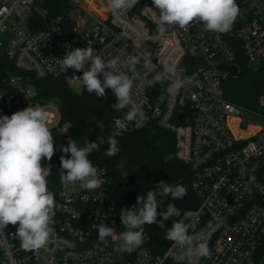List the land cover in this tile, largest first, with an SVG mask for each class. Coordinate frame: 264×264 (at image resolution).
<instances>
[{
    "label": "built area",
    "instance_id": "2783aa9c",
    "mask_svg": "<svg viewBox=\"0 0 264 264\" xmlns=\"http://www.w3.org/2000/svg\"><path fill=\"white\" fill-rule=\"evenodd\" d=\"M69 1L70 22L58 17L35 28L30 23L35 0H0V76L2 69L10 70L9 65L2 66V55L27 74L7 79L20 89L22 110L28 106L45 109L55 103L37 97L29 83L30 73L64 75L70 83H80L74 78L82 76V71L59 72L66 46L93 47L105 59L115 54L123 60L127 55L151 53L158 71L163 70L159 60L171 56L188 79L186 86L176 97L165 91L167 83L150 86L154 73L145 75L141 58L137 73L130 76L133 100L146 120L137 125L119 116L115 124L119 121L124 130H136L156 121L175 133L177 157L189 164L191 186L199 199L194 231L203 236L211 251L210 257L195 264H264V91L257 99L259 111L245 112L226 98L224 89V81L239 74L240 58L256 69L264 66V0H237L240 15L231 31L219 39L197 23L188 31L166 26L160 32L158 13L144 9L154 7L152 0H139L118 16L107 10V0ZM221 65L235 66L237 72L229 73ZM89 68L90 64L85 66ZM45 110L48 124L53 123L54 113ZM61 128L64 144L68 143V125ZM104 172V184L93 192L78 185L65 188L53 182L50 173L48 189L58 207L49 243L39 251H23L15 236L18 224H9L5 237H0V264H176L173 253L180 250L172 249L173 241L159 252L144 236L141 247L121 253L110 238L106 243L98 239L101 221L117 233L125 231L120 202Z\"/></svg>",
    "mask_w": 264,
    "mask_h": 264
},
{
    "label": "clouds",
    "instance_id": "9594fccd",
    "mask_svg": "<svg viewBox=\"0 0 264 264\" xmlns=\"http://www.w3.org/2000/svg\"><path fill=\"white\" fill-rule=\"evenodd\" d=\"M138 3L139 0H107L106 7L114 16H118ZM152 3L154 7L144 9L149 13H158L160 32H164L166 26L188 31L190 25L197 23L202 24L204 31L215 33L217 39L231 31L241 11L237 0H152ZM66 47V54L59 61V72L65 73L68 69L82 71L83 75L74 79L88 93L100 98H105V90L111 89L117 100L112 105L113 110L127 108L123 119L129 123L140 125L146 120L144 111L133 100V78L130 76V73H137L141 58L145 75L154 73L148 81L149 85L167 83L165 91L170 97H176L188 83L171 56L159 60L163 70L158 71L151 53L127 55L123 60L119 54H115L105 59L93 47ZM88 64L90 68L85 70ZM100 75L103 76L102 80ZM48 120L49 115L42 106H28L10 117L0 115V237H5L4 229L9 224H18L15 236L23 251L45 248L54 233L58 205L54 193L48 189L47 177L51 173V166L42 165V161H51L56 151ZM122 130L124 125L117 121L107 139L104 156L113 157L119 153L116 137L121 135ZM104 144L105 138L101 135L98 142L87 140L82 147L75 140L61 146L64 155L60 157V183L65 188L78 185L88 192L100 189L104 184L102 177L105 172L93 165L89 155ZM123 166L121 162L116 168L120 170ZM124 175L128 176L127 173ZM157 195L183 199L187 189L182 184L173 186L160 181L147 191L146 198L138 195L136 205L121 210L119 216L125 231L117 233L113 227L101 221L97 226L98 239L106 243L110 238L116 243V251L132 252L144 243L145 225L157 223L158 216L161 218L160 227H164V222L169 218H177L165 233V238L174 242L172 249L180 250L173 253L176 264H195L201 258L210 257L207 242L194 231L199 213L185 210L181 215V210L174 204H168L166 209L158 212L162 202L157 200ZM190 230H193L191 234Z\"/></svg>",
    "mask_w": 264,
    "mask_h": 264
},
{
    "label": "trees",
    "instance_id": "16d2710c",
    "mask_svg": "<svg viewBox=\"0 0 264 264\" xmlns=\"http://www.w3.org/2000/svg\"><path fill=\"white\" fill-rule=\"evenodd\" d=\"M71 10L69 0H35L30 23L32 21L35 28H40L58 17H62L64 22H70L67 17ZM1 64L9 65L10 70L2 69L0 76V115L10 117L16 111L22 110L23 105L19 87L8 84L7 79L10 75L27 74L14 68L6 55H2ZM240 65L239 74L224 81L225 96L245 112H257V99L264 91V77L247 78L252 71L250 64L240 58ZM99 78L102 80L103 76ZM29 83L35 88L37 97L42 102L53 101L57 104L59 125H68V136L78 146H84L87 140L98 142L103 135L105 144L91 153L89 159L94 166L106 171L111 192L119 200L121 210L136 205L138 195L146 198L147 191L162 180L173 186L182 184L187 189V195L183 199L160 196L158 201L162 203L157 209L158 212L166 209L168 204H174L180 209L181 215L185 210L197 209L199 199L191 186L193 173L189 164L177 157L175 133L161 127L156 121L141 129L122 130L121 135L116 137L119 153L113 157L104 156L103 152L108 147L107 139L116 126L115 119L125 114V109L113 110L112 105L117 100L110 89L105 90V98H100L94 93H88L81 84L80 90H75L64 75L38 77L30 73ZM63 146H67V143ZM54 147L56 151L51 161L45 160L42 163L51 166L52 181L60 183V157L64 153L56 143ZM68 156L70 157V153ZM121 162L124 166L117 170L116 165ZM160 219L158 216L157 223L144 226V236L149 237L150 244L159 252L164 251L171 243L165 238V233L177 218H169L164 222V227L159 226Z\"/></svg>",
    "mask_w": 264,
    "mask_h": 264
},
{
    "label": "rangeland",
    "instance_id": "374dc122",
    "mask_svg": "<svg viewBox=\"0 0 264 264\" xmlns=\"http://www.w3.org/2000/svg\"><path fill=\"white\" fill-rule=\"evenodd\" d=\"M250 69L252 71L248 73L247 78L261 79L262 77H264V69L257 70L255 64H251ZM71 84L75 90H80L81 88L80 83H71ZM45 109L51 110L55 115L54 121L53 123L49 124V127L52 128L51 132L54 138V143H56L59 147H61L64 145L65 134L59 125L60 114L57 104L53 103L52 105L46 107Z\"/></svg>",
    "mask_w": 264,
    "mask_h": 264
},
{
    "label": "water",
    "instance_id": "95a60500",
    "mask_svg": "<svg viewBox=\"0 0 264 264\" xmlns=\"http://www.w3.org/2000/svg\"><path fill=\"white\" fill-rule=\"evenodd\" d=\"M222 69H225L226 71H228L229 73H236L237 72V68L235 66L233 67H230V66H224V65H221L220 66ZM264 66L263 65H260L257 67V70H261L263 69ZM161 195H157V200L160 198Z\"/></svg>",
    "mask_w": 264,
    "mask_h": 264
}]
</instances>
